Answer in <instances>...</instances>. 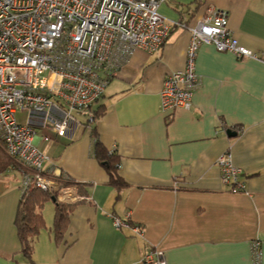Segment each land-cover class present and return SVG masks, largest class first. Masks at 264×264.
Returning a JSON list of instances; mask_svg holds the SVG:
<instances>
[{
	"label": "crops",
	"instance_id": "obj_1",
	"mask_svg": "<svg viewBox=\"0 0 264 264\" xmlns=\"http://www.w3.org/2000/svg\"><path fill=\"white\" fill-rule=\"evenodd\" d=\"M209 6L227 12L231 33L255 57L201 44L190 109L163 111V78L184 67L188 27ZM158 13L171 23L169 33L159 50L137 49L111 73L98 120L88 124V113H75L78 122L64 135L36 127L35 142L49 157L45 171L82 183L89 200L75 204L58 243L54 204L43 205L35 264H143L149 248L163 251L165 264H264V245L258 259L251 249L264 236V0H165ZM93 126L119 156L128 186L117 199L93 154ZM226 150L242 170L243 191L221 181L216 159ZM20 179L18 167L0 172V264H30L14 225ZM113 216L139 224L142 233L116 228Z\"/></svg>",
	"mask_w": 264,
	"mask_h": 264
},
{
	"label": "built area",
	"instance_id": "obj_2",
	"mask_svg": "<svg viewBox=\"0 0 264 264\" xmlns=\"http://www.w3.org/2000/svg\"><path fill=\"white\" fill-rule=\"evenodd\" d=\"M163 1L0 0V143L19 166L22 191L35 186L60 201L89 200L74 185H63L59 176L45 171L49 157L35 142L36 127L64 135L78 122L75 113H88L103 96L111 73L133 51L159 50L171 29V23L158 13ZM188 30L184 67L163 78V111L190 109L199 85L194 65L201 44H212L237 58L255 57L231 33L225 10L207 7ZM18 110L25 113V122L16 121ZM216 164L229 191L244 190L242 170L232 163L228 150L217 157ZM113 224L142 233V227L128 218L113 216ZM261 245L264 236L251 242L255 259L260 257ZM141 261L165 264L163 251L157 248L144 252Z\"/></svg>",
	"mask_w": 264,
	"mask_h": 264
},
{
	"label": "trees",
	"instance_id": "obj_3",
	"mask_svg": "<svg viewBox=\"0 0 264 264\" xmlns=\"http://www.w3.org/2000/svg\"><path fill=\"white\" fill-rule=\"evenodd\" d=\"M97 102L96 105L88 111L87 116L91 118L88 124L95 122L105 113V106L102 103L99 104ZM91 134L94 138L93 154L107 173L108 183L115 188V199H117L119 198L121 191L128 186L118 174L119 156L114 150L110 151L104 147L97 137L94 126L92 127ZM9 166L19 167L6 155L0 143V172ZM58 179L63 185H74L78 193L86 195L83 191L84 185L82 183L74 181L68 175L67 178H63L61 175ZM47 201H52L54 204L51 231L53 233V238L57 243L64 235L69 222L70 213L75 204L80 202L60 201L50 192L41 190L35 186L28 187L22 191L17 204L14 225L20 242V251L30 264H35L32 259L33 239L38 235L39 231L45 227V222L40 210Z\"/></svg>",
	"mask_w": 264,
	"mask_h": 264
},
{
	"label": "rangeland",
	"instance_id": "obj_4",
	"mask_svg": "<svg viewBox=\"0 0 264 264\" xmlns=\"http://www.w3.org/2000/svg\"><path fill=\"white\" fill-rule=\"evenodd\" d=\"M26 115L22 111L18 110L15 114V118L17 122H24L26 120Z\"/></svg>",
	"mask_w": 264,
	"mask_h": 264
},
{
	"label": "water",
	"instance_id": "obj_5",
	"mask_svg": "<svg viewBox=\"0 0 264 264\" xmlns=\"http://www.w3.org/2000/svg\"><path fill=\"white\" fill-rule=\"evenodd\" d=\"M228 134H231V135H232V134H234V133H231V132L228 131Z\"/></svg>",
	"mask_w": 264,
	"mask_h": 264
}]
</instances>
